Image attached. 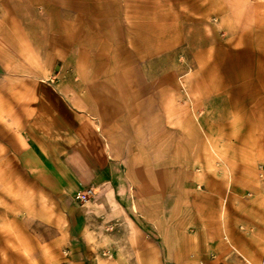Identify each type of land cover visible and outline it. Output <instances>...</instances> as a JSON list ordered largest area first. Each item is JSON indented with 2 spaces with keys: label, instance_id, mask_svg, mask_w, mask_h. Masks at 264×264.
Listing matches in <instances>:
<instances>
[{
  "label": "crops",
  "instance_id": "1",
  "mask_svg": "<svg viewBox=\"0 0 264 264\" xmlns=\"http://www.w3.org/2000/svg\"><path fill=\"white\" fill-rule=\"evenodd\" d=\"M116 15L94 0H0V139L66 216L50 223L40 264L247 261L223 230V178L190 169L209 158L187 139L191 116L162 112L166 97L145 92L128 57L112 63ZM87 189L94 197L76 202Z\"/></svg>",
  "mask_w": 264,
  "mask_h": 264
},
{
  "label": "rangeland",
  "instance_id": "2",
  "mask_svg": "<svg viewBox=\"0 0 264 264\" xmlns=\"http://www.w3.org/2000/svg\"><path fill=\"white\" fill-rule=\"evenodd\" d=\"M94 1L123 18L107 28L117 48L112 63L128 57V72L144 77L145 92L166 97L162 112L191 116L198 131L187 139L193 147L201 141L209 158L190 169L223 178V230L248 258L235 263L264 264V0ZM128 34L136 43L126 52L120 41ZM241 57L250 72L244 78ZM1 138L0 264H40L56 235L50 223L60 224L64 213Z\"/></svg>",
  "mask_w": 264,
  "mask_h": 264
},
{
  "label": "built area",
  "instance_id": "3",
  "mask_svg": "<svg viewBox=\"0 0 264 264\" xmlns=\"http://www.w3.org/2000/svg\"><path fill=\"white\" fill-rule=\"evenodd\" d=\"M95 193L93 191V189H87L83 192H78L76 193L74 199L76 202L80 203V204H85L88 201H90V199H92L94 197Z\"/></svg>",
  "mask_w": 264,
  "mask_h": 264
},
{
  "label": "bare ground",
  "instance_id": "4",
  "mask_svg": "<svg viewBox=\"0 0 264 264\" xmlns=\"http://www.w3.org/2000/svg\"><path fill=\"white\" fill-rule=\"evenodd\" d=\"M261 24V23H260Z\"/></svg>",
  "mask_w": 264,
  "mask_h": 264
}]
</instances>
